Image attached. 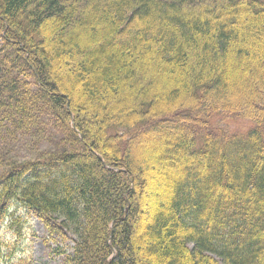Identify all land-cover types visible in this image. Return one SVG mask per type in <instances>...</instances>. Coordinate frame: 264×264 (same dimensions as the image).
I'll use <instances>...</instances> for the list:
<instances>
[{
  "label": "trees",
  "instance_id": "trees-1",
  "mask_svg": "<svg viewBox=\"0 0 264 264\" xmlns=\"http://www.w3.org/2000/svg\"><path fill=\"white\" fill-rule=\"evenodd\" d=\"M86 1L0 0V228L24 208L63 264H264V0Z\"/></svg>",
  "mask_w": 264,
  "mask_h": 264
},
{
  "label": "rangeland",
  "instance_id": "rangeland-1",
  "mask_svg": "<svg viewBox=\"0 0 264 264\" xmlns=\"http://www.w3.org/2000/svg\"><path fill=\"white\" fill-rule=\"evenodd\" d=\"M86 3H87L86 0H82L79 6V11L81 12L84 11V9L86 8L85 5ZM194 59L195 58L193 55L191 58L192 64L195 63ZM77 64H78V59L75 61L76 67H78ZM239 69L238 71H235V69H233L232 71L230 70L229 72L230 74L228 78L236 79L234 83L238 82L242 84L243 82L238 77L240 76L239 74L241 72V70ZM62 71H65V69H62ZM57 73H59V71H57ZM145 78L146 77L142 78L141 83H145L147 81ZM172 78L173 77L172 75L170 76V73H165L164 75L162 74L161 76H159V78L156 81L155 80L153 81L155 85H152V90L154 89L158 90V87L159 88L167 87L170 84V81H172ZM212 125L218 126L222 130L244 132L250 128L249 126L251 125V123L244 119L229 118L222 115H218L217 117L212 119ZM48 127H50V125H48ZM48 133H52L50 129L48 130ZM177 136L178 135L176 133L169 132L166 137L172 139ZM151 137H159V136L151 135ZM154 139L151 138V140L150 139L144 140L143 142L144 144L142 145L144 146L143 150L141 151L140 149L139 150L136 149V151L134 150V154L138 155L141 161H144V163L145 162L150 163V160L153 157V155L155 156V154H157L158 152V150L156 149V144L152 145L151 143V141H153ZM165 171L166 170L164 168H160V167L155 168L154 166L153 174L158 176L159 174ZM155 179L157 180L158 178ZM164 192L165 190L162 187L154 189L153 190L154 194L152 195L151 198L154 201L155 199H157L155 197H159V195H162ZM150 201L148 200L147 203H144V205H147ZM12 211L14 212V214L21 215V217L23 218L24 220L23 233L21 238H17L12 233V230L8 227V221H6V223L1 226L0 234L2 239L4 240V246H3V257L0 261V264H15L16 260L20 257L30 258L32 264H63L61 260V256L53 255L54 253H52L53 249L56 247V243L50 238L46 240L43 239L45 235V231L42 223L36 217L27 213L26 210L20 206L12 207ZM68 244L71 245L72 243L68 242Z\"/></svg>",
  "mask_w": 264,
  "mask_h": 264
}]
</instances>
